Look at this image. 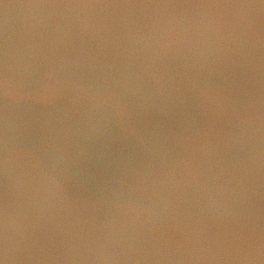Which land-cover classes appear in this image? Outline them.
<instances>
[{"label": "water", "instance_id": "95a60500", "mask_svg": "<svg viewBox=\"0 0 264 264\" xmlns=\"http://www.w3.org/2000/svg\"><path fill=\"white\" fill-rule=\"evenodd\" d=\"M0 264H264V0H0Z\"/></svg>", "mask_w": 264, "mask_h": 264}]
</instances>
